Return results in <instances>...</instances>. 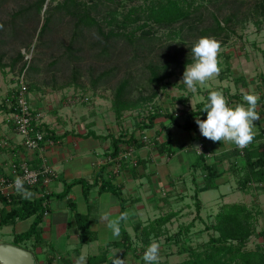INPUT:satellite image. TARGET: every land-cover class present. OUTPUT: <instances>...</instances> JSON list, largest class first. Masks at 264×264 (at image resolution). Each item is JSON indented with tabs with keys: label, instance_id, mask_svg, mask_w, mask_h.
<instances>
[{
	"label": "rangeland",
	"instance_id": "rangeland-1",
	"mask_svg": "<svg viewBox=\"0 0 264 264\" xmlns=\"http://www.w3.org/2000/svg\"><path fill=\"white\" fill-rule=\"evenodd\" d=\"M33 1L35 0H6L0 6V38L4 40V42H0V108L9 91L17 86L19 77L25 76L29 88V99L37 111L43 112V119L48 122L47 126H63V128L70 130L72 128L78 130V128L93 126L95 130L101 133H107V130H111L110 134L124 132V128H127L129 132H133L142 116L140 114H143L149 105L158 106L162 110V114L189 112L195 109L199 103L204 102L211 91H220L225 96L229 106H234L237 101L236 96H239V99L244 102L242 99L243 93L238 92L240 85L236 81L237 76H248L247 83L252 85H249V88H254L257 84H263L262 79L259 78V76H264V6L261 7V4L264 5V1L262 0H194V5L200 2L208 4L209 8L215 10L222 20L227 16H232L228 26L229 30L221 36L215 37L221 43L218 54L221 71L218 76L206 81L203 85L197 84V90L192 92L181 81L180 69H175L173 75L166 79V85L156 89L158 94L151 102L142 100V98L150 96L156 87L153 83H150V76L145 65L151 61L158 63L160 57L156 54L143 55L146 57L144 62H137L129 68L125 62L121 61V58L116 60V57L112 58L103 54V44L93 45V42L97 40L93 32L84 31L85 37L77 36L74 29L75 21L70 16H63L57 10L50 31L43 38H40L38 33L45 19L44 10L47 7L46 5L40 14L38 29L35 31L37 20L32 19V21L25 24L23 35L19 39L13 40L9 33L11 25H5V22L13 20L12 14L15 11ZM143 3L144 0H115L110 4L103 5V10L97 15L103 22V20L111 18L110 7H118L117 18L122 20L123 13L131 6L143 5ZM200 10L201 13H205L208 19L199 27L202 28L213 23L207 14L208 10L205 8ZM191 21L190 23H192ZM186 22L179 21L170 26L153 24L152 34L160 39L157 49L158 54L162 52L163 46L165 48L168 45L173 48H187L189 43L187 44L188 41L186 40L183 41L181 36L170 37L172 31L181 30V26ZM104 26L106 31L111 28L117 29L116 24L112 26L105 24ZM133 27H135V24L129 25L126 30H131ZM119 29L122 30L123 28ZM186 29L182 31L184 35L188 32ZM140 34H142V30L136 32V36ZM27 35H30V37L27 38ZM23 38L30 39L31 45L28 47L20 46L19 43ZM70 44L73 45L72 53L74 57L71 56L69 59L68 54L70 55V52L67 46ZM122 44H124V41L120 40L118 49L122 47ZM19 49L25 55L24 60L12 67V60ZM125 57H123L125 60L130 59L131 55ZM25 60L34 66V69L22 73L20 68ZM116 65H118V68L115 71L110 75L101 76L99 79L103 71ZM74 67L78 68L76 75L73 72ZM254 76H257V80L254 79ZM123 78H130L131 81L129 100L133 102L140 101L142 104L125 110L123 118L118 119L113 107L114 93ZM98 79L99 81L95 83ZM82 95L87 96L89 100H81ZM181 98L187 100L183 102ZM245 105L247 104L245 103ZM258 113L264 116V107ZM5 114L6 111L0 112V116H5ZM179 118L181 117L179 116ZM3 122L6 123L4 120ZM259 122H261L260 127L264 129V118ZM223 169H225V172L229 171L224 177L229 183L224 181L219 188L202 192L200 196L202 195L204 203L201 204L199 213L195 200L191 197L180 204L165 203L166 212L173 210L182 212L169 226L171 234L183 230L181 232L182 236H180V238H183L179 244L174 241L170 243L172 249L164 251V254L160 256L159 264H178L187 257L186 253H179L178 250L181 247L196 246L208 240L210 234H214V231H208L204 228L207 224L215 221V215L225 203L245 202L250 206L258 205L256 227L258 232L264 230V192L259 190H254V192L245 191L239 181L242 173L232 169L230 160L225 161V168ZM32 220L33 218L22 220L19 222L20 226H29ZM153 222L152 220L150 224H153ZM18 226H16V231L19 229ZM14 228V226H0V239L2 241L0 243L14 242ZM261 243L263 244L262 235H252L246 247L254 250ZM162 244L165 243L162 242ZM19 245L35 252L31 241H23ZM131 247L132 245H130ZM99 249L94 250L92 253H102ZM37 255L35 253V256Z\"/></svg>",
	"mask_w": 264,
	"mask_h": 264
},
{
	"label": "crops",
	"instance_id": "crops-1",
	"mask_svg": "<svg viewBox=\"0 0 264 264\" xmlns=\"http://www.w3.org/2000/svg\"><path fill=\"white\" fill-rule=\"evenodd\" d=\"M237 77L243 78V80L236 79L240 85L238 92L259 93L257 111L262 110L264 107V76H259L263 84H257L254 88H249L248 76ZM254 79L257 80V76H254ZM245 103L244 101L243 104L247 107ZM2 106L0 112L6 111L5 101ZM260 117V120L264 118L263 115ZM3 118L4 116H0V139L6 138L11 144L17 145L20 136L11 126L3 122ZM163 118L165 117H158L154 125L146 129V133L152 137V143L148 147L146 143L137 147L123 141L120 143V154L115 159L112 157L109 159V152H111L113 136L118 137L121 132L110 134L111 130H107V133H101L93 126L78 128V130L74 128L70 130L63 126H49L50 130L55 131L56 137L53 138L55 143L53 145L44 144L40 150L33 151L20 145L17 150L0 146V164L9 163L18 154V157L27 159L34 168H39L45 162L54 169L55 175L44 176L49 179L48 182L43 177L37 186L28 188L32 193L30 200L49 195L44 201L47 214L38 226L43 238L42 244L36 245L34 237L25 240L32 242L35 252L30 250L34 256L35 253L40 256V258L38 255L35 256L37 264H75L81 255L86 257V264H88L91 256L98 255L92 252L99 248V251L105 253L106 256L105 261L97 264H111L114 253L124 259V264H145L142 258L143 253L153 240L160 243V256L167 249H172V244L167 242V238L171 235L169 225L182 212L178 210V214L159 230L151 229L150 232L149 225L152 220L168 213L165 211L167 202L180 204L188 197L196 200L198 195L203 205L204 201L200 194L204 191L199 190L205 183L203 170L200 167L194 168L199 153L197 146L202 143V135L199 127L186 130L171 123L169 118ZM180 120L183 119L180 118ZM258 122L259 120L256 121L254 127L255 136L264 131L260 127L262 121ZM91 130L98 136H87L86 134ZM122 133L125 134L122 137L123 140H128L131 136L127 128H124ZM135 135L139 138L140 131H136ZM168 139L170 143L162 149L159 143ZM257 144L264 149V138L258 140ZM129 147L134 148L133 159H137V165L132 163V159L123 157ZM235 147V144L223 141V144L214 150H209L213 155L209 156L208 162L214 161V153L220 154ZM226 160L229 159H224L219 163V169L222 171L218 178L219 187L226 181L225 174L229 173L223 169ZM108 179H111V183L117 187L116 191L100 189L101 184ZM78 180H83V182L71 186L65 197L56 196L63 192L71 182ZM226 182L229 183L228 180ZM3 208L9 210L11 205L0 201V212ZM77 212L87 218L90 231L96 235L95 240L81 243V229L76 220ZM123 212H128L130 215L126 221L120 222V236L116 237L107 225L109 220L117 219ZM29 218L34 220V216ZM20 221L22 220L5 225L15 227L13 240L17 233L26 231L31 225L30 223L29 226H20ZM17 225H19L18 231H16ZM124 231L129 234V243L124 240ZM0 242H2L1 239ZM114 242L119 243L110 245ZM130 245H132L131 248Z\"/></svg>",
	"mask_w": 264,
	"mask_h": 264
},
{
	"label": "trees",
	"instance_id": "trees-1",
	"mask_svg": "<svg viewBox=\"0 0 264 264\" xmlns=\"http://www.w3.org/2000/svg\"><path fill=\"white\" fill-rule=\"evenodd\" d=\"M6 0H0V6ZM115 0H35L30 2L28 5H23L17 11L12 14L13 20L5 22V25H11V31L9 32L13 40L19 39L24 33L25 24L32 19L37 20L35 31L38 29L39 17L44 10L45 19L39 30L38 36L43 38L45 34L50 31L52 20L55 12L62 13L63 16H70L74 21L75 34L77 36L85 37L84 31L93 32L97 40L93 42V45L103 44L102 53L108 57L121 58V61L129 66H134L137 62H144L143 55L159 56L158 63L147 62L145 67L150 76L149 81L156 87L152 94L148 97L142 98V100L153 101L154 97L158 94L156 90L159 87L166 85V79L173 75L175 69H180L181 74L185 71L187 65L192 64L193 55L191 48L194 43L200 37H218L229 30V23L231 22L232 16H227L224 20L220 19L218 13L215 10H211L208 4L200 2L194 5V0H144L143 5L131 6L125 13H123L122 20L117 18L119 9L118 7H110V19L103 20L98 17V13L103 10L104 6L114 2ZM213 1V0H208ZM264 1V0H262ZM56 4L54 5V3ZM104 5V6H103ZM264 5L261 4V7ZM202 8L208 10L207 14L213 23L202 28L199 27L205 20L208 19L205 13H201ZM199 12V13H198ZM103 13V12H102ZM198 13V14H197ZM192 23H190V21ZM142 21V22H140ZM179 21H187L186 24L181 26V30L172 31L171 38L181 36L183 41L186 40L187 48L183 47H172L163 46L161 53H157L160 39L152 34L153 24L159 26H170ZM105 24L117 25V29L111 28L109 31L105 30ZM135 24L131 30H126L129 25ZM187 25V27H186ZM4 27V25H3ZM119 28H123L120 30ZM187 28V29H186ZM188 30L184 35L183 30ZM142 30V34L136 36V32ZM174 34V35H173ZM176 35V36H175ZM29 38L30 35H27ZM123 40L124 44L118 49L119 41ZM0 42H4L0 38ZM159 42V43H158ZM185 43V42H183ZM20 46L28 47L31 45L30 39L23 38L20 41ZM70 55L69 59L73 56L72 50L73 45L67 46ZM111 48V49H110ZM186 50V52H185ZM130 59H124L123 57L130 56ZM25 55L19 49L12 60V67L18 62L24 60ZM77 58V57H76ZM55 63V62H53ZM118 65L105 70L100 74L101 76L110 75ZM130 68V67H129ZM34 69V66L29 64L25 60L20 68V71L28 72V70ZM78 71L77 67L73 68V72L76 75ZM99 79L96 82L99 81ZM243 80L242 77L237 78ZM246 83V81H244ZM130 78H123L117 85L114 93L113 107L116 112L118 119H122L124 111L133 107L141 106V102H133L129 100L131 91ZM209 96V95H208ZM208 96L204 102L199 103L195 109L189 112L181 111L178 115L162 114L160 111L151 113L148 118L149 122L144 120L138 121L136 124V131H144L152 127L155 120L164 116L171 120V123L183 127L186 130H193L198 127L196 119H206L207 113L202 111L203 105L208 102ZM236 104H243L239 96H236ZM187 99L181 98V101ZM141 103V104H140ZM149 103V102H148ZM146 105V104H143ZM234 105V106H235ZM3 106H1L2 108ZM154 107L157 110H161L158 106ZM4 109L8 112L9 108L7 105ZM179 116L181 117L180 120ZM131 132V136L128 140H123L122 137L125 135L121 132L118 137L113 136L110 157L115 159L121 151L120 143L124 141L127 144H134L137 147H141L144 142L136 138L135 132ZM55 131L50 130V137L54 138ZM87 136L93 135L98 136L94 131H89ZM264 138V131L260 132L255 136L253 142L244 149L242 154L240 150L235 147L230 151H225L220 154H215L214 161L208 162L209 156L206 152L214 150L216 147L222 144L221 142H213L202 136V152L198 153V158L194 163V168L200 167L203 170V176L205 179L204 185L199 189L200 191H206L212 188L219 187L218 178L221 176L222 171L219 169V163L224 159H229L231 167L234 171L240 172L241 177L239 181L241 187L248 192H254L259 190L264 192V149L262 146L257 144V141ZM55 139V138H54ZM170 140L159 143L162 149L167 147ZM240 156H242L240 158ZM242 163V165H240ZM104 181V180H103ZM83 182L78 180L71 182L63 192L58 193L57 197H65L69 193V188L75 183ZM100 189H110L116 191L117 187L111 183V179L104 181L101 184ZM49 195H44L34 200L24 199L22 196L15 197L13 199L11 208L9 210L3 208L0 212V226L14 224L17 220H24L34 216V220L31 223L29 229L21 233H17L14 237L13 244L19 245L25 240H29L31 237L35 238L36 245L42 244L43 238L40 231L38 230L39 224L43 221L45 216L46 207L44 201L48 199ZM196 208L198 213L201 210V200L196 197ZM72 204V201H70ZM256 206V207H255ZM178 214V211H172L165 213L163 216L156 218L153 224L149 225V231L151 229L159 230L165 224H167L173 217ZM199 215V214H198ZM258 215V205L250 206L245 202H233L225 203L220 207L219 212L215 215V221L205 226V230H213L214 234H210V237L205 242L199 243L196 246L187 245L181 247L179 253H186L187 257L180 261L178 264H264V230L258 232L256 227ZM86 217L81 213H76V220L81 229L80 241L81 243H89L96 239V235L90 231L89 222L86 221ZM183 230L169 235L167 242L170 244L172 241L179 244L181 243ZM185 234V233H184ZM260 234L263 237V244H258L256 249L251 250L246 247L247 242L250 240L252 235ZM124 240L129 243V234L124 231ZM119 242L110 243V245L117 244ZM20 246V245H19ZM129 246V245H128ZM105 253L91 256L88 260V264H97L105 261Z\"/></svg>",
	"mask_w": 264,
	"mask_h": 264
},
{
	"label": "clouds",
	"instance_id": "clouds-1",
	"mask_svg": "<svg viewBox=\"0 0 264 264\" xmlns=\"http://www.w3.org/2000/svg\"><path fill=\"white\" fill-rule=\"evenodd\" d=\"M221 43L215 37H200L191 48L193 63L185 68L181 81L186 87L195 92L197 84L203 85L206 81L219 75L218 54ZM247 107L242 104L229 106L225 96L220 91H211L208 102L203 105L202 111L207 113L206 119H196L203 137L213 142H229L243 150L254 140L255 122L260 120L257 111L259 93H245L242 97ZM199 148V146H197ZM26 177L17 176L14 180V188L17 194L24 199H30L32 193L25 187ZM130 213L123 212L117 219L109 220L108 227L113 235L120 236V222L126 221ZM113 254L111 264H124L121 259ZM145 264H159L160 243L153 240L143 253ZM75 264H86V257L81 255Z\"/></svg>",
	"mask_w": 264,
	"mask_h": 264
},
{
	"label": "built area",
	"instance_id": "built-area-1",
	"mask_svg": "<svg viewBox=\"0 0 264 264\" xmlns=\"http://www.w3.org/2000/svg\"><path fill=\"white\" fill-rule=\"evenodd\" d=\"M28 94L29 88L25 76H21L18 79L17 86L7 95L5 105L8 106L9 111H6L3 118V120L20 136V140L16 145L11 144L6 138H2L0 139L1 147H9L17 150L18 145H20L26 149L35 151L40 150L44 144L53 145L55 143L54 139L50 137V128L47 126L48 122L43 119V113L37 111L32 105ZM80 99L89 100L87 96L85 97L83 95ZM155 111L162 112V110H157L154 104L147 106L145 112L140 114L142 115L140 120L149 122L148 116ZM174 115H178V112H174ZM138 139L144 142V144L146 143L147 147L152 143L146 130L140 132V137ZM244 149H239L242 154L244 153ZM133 152L134 148L129 147L123 154V157L129 160L132 159V163L137 165L138 161L136 158L133 159ZM198 152H202V144L199 145ZM206 155L212 156L213 153L208 151ZM18 156L19 155L16 154L9 163H5L4 165L0 164V201L8 205L12 204L15 197L21 196L17 194L14 188V180L17 176L26 177L25 187L32 188L37 186L45 175H55L54 169L47 163L43 162L39 168H34L27 159H22ZM241 157L242 156H240V158ZM109 159H111V157H109ZM44 179L46 182L49 181L47 177H44ZM45 214H47V209Z\"/></svg>",
	"mask_w": 264,
	"mask_h": 264
},
{
	"label": "water",
	"instance_id": "water-1",
	"mask_svg": "<svg viewBox=\"0 0 264 264\" xmlns=\"http://www.w3.org/2000/svg\"><path fill=\"white\" fill-rule=\"evenodd\" d=\"M0 264H37L33 252L13 243H0Z\"/></svg>",
	"mask_w": 264,
	"mask_h": 264
},
{
	"label": "flooded vegetation",
	"instance_id": "flooded-vegetation-1",
	"mask_svg": "<svg viewBox=\"0 0 264 264\" xmlns=\"http://www.w3.org/2000/svg\"><path fill=\"white\" fill-rule=\"evenodd\" d=\"M22 247V246H21Z\"/></svg>",
	"mask_w": 264,
	"mask_h": 264
}]
</instances>
